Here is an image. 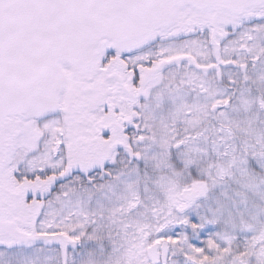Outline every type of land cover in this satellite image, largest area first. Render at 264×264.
I'll use <instances>...</instances> for the list:
<instances>
[{
  "label": "snow or ice",
  "instance_id": "obj_1",
  "mask_svg": "<svg viewBox=\"0 0 264 264\" xmlns=\"http://www.w3.org/2000/svg\"><path fill=\"white\" fill-rule=\"evenodd\" d=\"M0 264H264V0H0Z\"/></svg>",
  "mask_w": 264,
  "mask_h": 264
}]
</instances>
